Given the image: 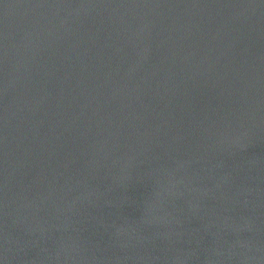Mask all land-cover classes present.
<instances>
[{
	"label": "water",
	"instance_id": "obj_1",
	"mask_svg": "<svg viewBox=\"0 0 264 264\" xmlns=\"http://www.w3.org/2000/svg\"><path fill=\"white\" fill-rule=\"evenodd\" d=\"M0 264H264V0H0Z\"/></svg>",
	"mask_w": 264,
	"mask_h": 264
}]
</instances>
